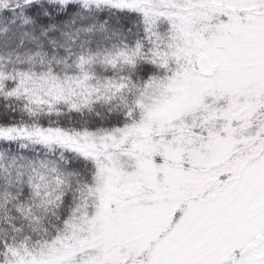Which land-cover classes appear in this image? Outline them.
<instances>
[{"label": "snow or ice", "instance_id": "1", "mask_svg": "<svg viewBox=\"0 0 264 264\" xmlns=\"http://www.w3.org/2000/svg\"><path fill=\"white\" fill-rule=\"evenodd\" d=\"M0 264H264V0H0Z\"/></svg>", "mask_w": 264, "mask_h": 264}]
</instances>
